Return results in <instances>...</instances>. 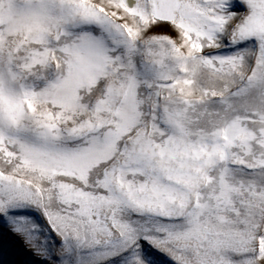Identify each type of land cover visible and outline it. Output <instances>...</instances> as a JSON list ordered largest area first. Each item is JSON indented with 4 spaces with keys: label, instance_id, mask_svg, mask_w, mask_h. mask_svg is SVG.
<instances>
[{
    "label": "snow or ice",
    "instance_id": "1",
    "mask_svg": "<svg viewBox=\"0 0 264 264\" xmlns=\"http://www.w3.org/2000/svg\"><path fill=\"white\" fill-rule=\"evenodd\" d=\"M0 225L29 264H264V0H0Z\"/></svg>",
    "mask_w": 264,
    "mask_h": 264
},
{
    "label": "rangeland",
    "instance_id": "2",
    "mask_svg": "<svg viewBox=\"0 0 264 264\" xmlns=\"http://www.w3.org/2000/svg\"><path fill=\"white\" fill-rule=\"evenodd\" d=\"M0 259L11 264H29L32 259L22 251L20 241L5 232L3 225H0Z\"/></svg>",
    "mask_w": 264,
    "mask_h": 264
}]
</instances>
